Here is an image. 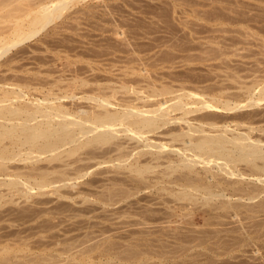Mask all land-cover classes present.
<instances>
[{"label": "rangeland", "instance_id": "obj_1", "mask_svg": "<svg viewBox=\"0 0 264 264\" xmlns=\"http://www.w3.org/2000/svg\"><path fill=\"white\" fill-rule=\"evenodd\" d=\"M3 1L0 19L28 2L10 0L13 3L5 6ZM74 1L60 19L13 49L14 58L9 53L16 75L30 74L28 80L34 83L44 76L53 82L52 87L48 84L52 92L60 94L62 89L61 93L76 96L74 101L69 96L63 100L73 107L75 101L79 106L95 105L84 96L97 86L115 85L118 93L128 81L131 88L124 89L127 93L121 89L118 98L134 97L139 88L148 92L149 81L193 90L210 87L211 92L230 87L229 92H237L243 84L264 80V0ZM9 66L4 67L10 70ZM4 71L0 75L8 72ZM57 79L60 85L54 83ZM140 84L146 85L144 89ZM258 105V112L264 113V101ZM255 107L242 110L254 112ZM124 135L111 144L86 146L81 154L55 160L53 166L64 170L71 168L67 160L72 162L71 174L74 167L82 172L69 182L74 188L69 183L50 186L36 189L29 198L5 200L0 207V264H264V193L254 192L253 199L244 194L240 200L184 198L180 193L184 186L179 184L187 183V176L189 181V176L192 181L206 179L202 165L195 167L192 177L186 169L175 173H188L184 179L181 174V182L177 176L176 185L169 179L175 175L158 183L157 171L164 165L154 174L138 176L114 160L120 155L115 150L119 143L128 152L136 148V142ZM92 148L96 155L100 152L97 159ZM138 156L144 163L149 159L148 154Z\"/></svg>", "mask_w": 264, "mask_h": 264}, {"label": "bare ground", "instance_id": "obj_2", "mask_svg": "<svg viewBox=\"0 0 264 264\" xmlns=\"http://www.w3.org/2000/svg\"><path fill=\"white\" fill-rule=\"evenodd\" d=\"M6 1L5 6H8L15 0ZM27 1L23 8L13 7L14 9L11 8L7 15L0 19V24H5L0 25V72L6 69L8 72L4 71V73L9 75L17 70L14 68V72L11 67V63L15 61H12V56L9 57L13 53L12 50L60 19L74 0ZM3 2L5 3V0ZM12 55L14 58V54ZM4 66L11 67L12 73L10 74L11 69L8 70L9 68ZM21 71L18 70L20 73ZM29 73L30 71L27 74ZM6 74L0 75V207L7 199H15L17 196L29 198L36 189L67 186L71 180L81 176L79 174L82 173L79 172L81 168L77 166V169L80 168L77 173L73 164L76 172L74 177V172H72L74 176L68 172L70 169L73 170L72 162L69 163L67 160L71 168H66L67 164L64 170L59 164L58 167L53 166L57 160L61 162L62 159L64 161V157L70 158L77 153L81 154L79 151L86 146L111 144L122 134H125L124 136L129 140H134L137 143H135L136 148L128 152V149L124 150L123 145L118 142L117 146L122 151L115 148L120 155L119 157L115 155L117 158L115 157L114 160L118 161L116 164L131 169L130 171L136 172L138 176L149 172L154 174L153 170L156 167L164 165L163 169L161 167L162 170L157 171L162 175L158 174L160 178L158 183L159 181L162 183V178L165 176L175 175L174 179L171 177L169 179L173 185H176L179 179L181 182V178L184 179L183 175L186 176L188 173L186 171L184 174L175 173L186 169L191 175L197 165H202L201 168L206 170L204 173L208 174H206L208 177L205 176L206 179L200 177L201 180L198 177L199 181H192L189 176V181L185 180L188 179L187 176L184 181L188 182L179 184L180 188L184 186L182 191L178 190L184 198L201 195L209 200H216L237 196L240 200L244 194L248 196L247 198L253 199L258 192L264 193V113L257 110L260 107L258 104H263L264 101V80L254 81L250 85H238L241 86L238 88L239 92L233 90L229 92L228 89L231 88L228 86H225V89L228 88L227 91L220 89L216 92H211L210 87H207V90L202 88V90H193L194 88L189 89L181 84L179 88L166 83L158 86L155 80V82L148 80L146 84L150 89L148 92L147 89L146 93L140 88L132 89L134 97L127 94L128 98L120 96L119 99L116 94L120 93L121 89L131 88L128 81L129 85L126 82L125 86H119L118 93H116L118 88H115V85L109 86L110 84L104 89L101 86L100 88L97 86V89L93 87L96 91L90 88L94 92L90 91L89 94H92L86 95L88 97H81L85 100L88 98V101L90 100L88 104L92 101L96 104L88 107L81 101L79 106L78 101H75L74 104L77 106L73 107L63 100L69 96L71 101H74L76 96L61 93L62 89L58 90L60 94L55 90L56 93L52 92L48 84L50 83L52 87L53 82L51 83L50 80L46 82L45 78L42 79L44 76H41V79L45 83L40 78L41 81L37 79L38 83H34L31 81L32 78L28 80L30 74V76L26 75L27 78L23 74L20 77L19 73L18 77L16 73L14 76ZM37 75L40 76L35 74ZM48 78L47 76L46 79ZM176 80L178 81V78H174L173 82ZM57 81L54 83L60 85ZM144 81L147 82V79L145 78ZM54 87L52 89H55ZM219 87L215 89L218 90ZM246 107H255L257 111L252 108L254 112H248L249 108V110L245 109L247 112L244 113L242 108ZM95 149L92 148L93 151ZM96 152L95 150L97 159L100 152L97 155ZM64 153L67 156L63 155ZM90 153L93 154L89 152V155ZM138 154L140 157L148 154L149 157H145L149 159L144 163L142 158L138 159ZM90 156L87 160L91 158ZM95 156L93 154L92 158ZM82 159L84 158L80 159L81 162ZM165 159L167 163L164 164L161 160L165 161ZM67 161L65 159V162ZM54 174L58 176L53 178ZM228 178L230 181L227 182ZM249 180L253 181L252 184ZM243 181L246 183L238 186ZM73 185L72 183L70 186ZM163 188L169 190L166 186ZM169 191L171 194H178ZM41 194L44 193L41 191ZM175 196L179 197V195ZM6 263L11 264V262Z\"/></svg>", "mask_w": 264, "mask_h": 264}]
</instances>
